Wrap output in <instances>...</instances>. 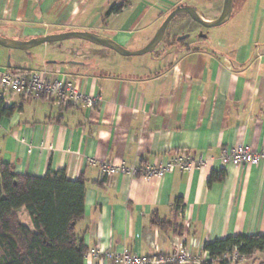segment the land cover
<instances>
[{
	"label": "crops",
	"instance_id": "obj_1",
	"mask_svg": "<svg viewBox=\"0 0 264 264\" xmlns=\"http://www.w3.org/2000/svg\"><path fill=\"white\" fill-rule=\"evenodd\" d=\"M181 4L210 6L199 15L213 21L224 0H0V35L26 41L93 32L135 51ZM112 6L118 11L107 15ZM232 20L236 30L237 24L250 29L248 39L237 30L213 44L209 37L162 41L135 58L83 40L27 52L0 46V73L66 77L97 98L93 107L47 98L31 104L0 89L6 105L16 109L0 119V161L20 175L64 171L72 181L85 180V216L76 230L89 252L170 254L186 238L200 255L214 241L264 236V162L235 167L221 161L223 148L264 151V0H234ZM183 153L203 163L151 181L106 176L99 168L101 162L143 168ZM222 170L224 180L209 185ZM178 199L183 209H177ZM154 216L164 225H154ZM263 262L264 253H258L246 264ZM86 264L113 263L87 256Z\"/></svg>",
	"mask_w": 264,
	"mask_h": 264
},
{
	"label": "trees",
	"instance_id": "obj_2",
	"mask_svg": "<svg viewBox=\"0 0 264 264\" xmlns=\"http://www.w3.org/2000/svg\"><path fill=\"white\" fill-rule=\"evenodd\" d=\"M117 11L118 7L112 6L107 15ZM6 101L0 96V119L16 111ZM224 178L225 171L215 172L209 185ZM85 193L83 178L72 181L64 171L44 177L20 175L13 164L0 161V264H86L89 249L76 230L85 216ZM176 207L183 209L182 200H176ZM22 211L31 225L22 222ZM153 223L164 225L156 216ZM234 248L253 260L256 254L264 253V236L231 237L206 244L204 250L217 258Z\"/></svg>",
	"mask_w": 264,
	"mask_h": 264
},
{
	"label": "built area",
	"instance_id": "obj_3",
	"mask_svg": "<svg viewBox=\"0 0 264 264\" xmlns=\"http://www.w3.org/2000/svg\"><path fill=\"white\" fill-rule=\"evenodd\" d=\"M0 89L3 92L17 94L31 104L39 98H47L50 100L66 99L74 104L82 103L87 107H93L97 101V98L86 96L83 93L81 82H72L66 77L52 79L39 72L21 73L6 70L0 73ZM221 161L224 165L235 167L257 166L264 162V151L256 152L245 145H238L231 149L223 148ZM89 162L95 164L92 159ZM201 163H203L202 159L197 161L191 154L183 153L170 156L162 164L147 165L143 168L125 163L112 164L109 162H101L99 168L106 176L123 174L151 181L155 178H163L177 170L191 171L199 167ZM87 256L88 258H103L113 264H221L222 262L225 264H246L248 262V259L239 253L238 248L217 258H213L205 250L200 255H195L186 238L180 239L170 254L140 255L127 250L118 253L95 248Z\"/></svg>",
	"mask_w": 264,
	"mask_h": 264
},
{
	"label": "water",
	"instance_id": "obj_4",
	"mask_svg": "<svg viewBox=\"0 0 264 264\" xmlns=\"http://www.w3.org/2000/svg\"><path fill=\"white\" fill-rule=\"evenodd\" d=\"M233 9H234V0H224L223 9H222L220 16L216 20L206 21L199 15L195 7L181 4L177 6L166 17V19L161 24L159 29L156 31L154 37L150 40V42L142 49L135 50V51L127 50L126 48L118 44L116 41L106 36L93 33V32H84V31H70V32H64L60 34H52V35L38 37V38L31 39V40H26V41L10 39V38H6L0 35V46L7 48V49H11V50H20V51L27 52L43 44L62 42L66 40H83V41H87L89 43L107 48L109 50H112L116 52L117 54L124 56V57L142 56V55L150 54L156 50V48L163 41L170 23L178 15L186 14L195 23L199 24L201 27L210 29V28L220 27L224 25L225 23H227L232 16ZM189 35L190 34L182 35L181 37H178V40L180 41V40L187 39L190 37ZM200 37L207 38V35L202 34Z\"/></svg>",
	"mask_w": 264,
	"mask_h": 264
},
{
	"label": "rangeland",
	"instance_id": "obj_5",
	"mask_svg": "<svg viewBox=\"0 0 264 264\" xmlns=\"http://www.w3.org/2000/svg\"><path fill=\"white\" fill-rule=\"evenodd\" d=\"M195 8L198 11V13L199 11L206 13V11L210 10V6H206L205 8H199V7H195ZM233 20L228 21L227 23H225L224 25L220 27L206 29V28L201 27L199 24L195 23L188 15L180 14L171 22L169 29L167 31L166 37L164 38L163 42L165 41L166 43H168L169 41L177 42L178 40H176V38L181 37L184 34H190L189 35L190 37L184 40H189V41L194 40V41L200 42V41H204L207 39V38L205 39V38L200 37L202 34L203 35L205 34L207 35V37H209L207 40V44H213V42H215L216 39L221 36V34H224L226 32L231 34L232 31H235L238 34H240V32L238 31H242L244 32V40L245 38L248 39L250 29L247 27L242 30L241 25L243 24H237V30H238L237 31L235 28L236 23ZM172 33H173V36L170 37ZM174 35L176 36V38ZM184 40H180L179 42L182 43ZM4 50H8L9 52H21L19 50L13 51L11 49H4ZM130 58H135V56L130 57ZM6 62L7 64L8 62H11V58L7 56ZM22 214H23L21 215L22 222L25 224L31 225L30 218L28 217L27 213L23 211Z\"/></svg>",
	"mask_w": 264,
	"mask_h": 264
},
{
	"label": "flooded vegetation",
	"instance_id": "obj_6",
	"mask_svg": "<svg viewBox=\"0 0 264 264\" xmlns=\"http://www.w3.org/2000/svg\"><path fill=\"white\" fill-rule=\"evenodd\" d=\"M184 35H185V34H184ZM197 35H198V34H197ZM177 39H178V38H177ZM177 39H176V40H177Z\"/></svg>",
	"mask_w": 264,
	"mask_h": 264
}]
</instances>
